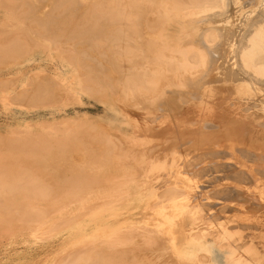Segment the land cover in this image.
Masks as SVG:
<instances>
[{"label": "bare ground", "instance_id": "obj_1", "mask_svg": "<svg viewBox=\"0 0 264 264\" xmlns=\"http://www.w3.org/2000/svg\"><path fill=\"white\" fill-rule=\"evenodd\" d=\"M41 43L50 45L51 67L30 64L6 77L21 80V92L10 87L15 102L52 106L53 120L40 122L42 131L0 134V236L54 231L58 242L36 252H65L57 264H264L256 243L232 247L215 233L207 240L210 220L195 190L206 171L194 167L205 156L163 162L111 125L119 120L129 125L124 133L134 132L132 106H153L147 117L176 116L201 85L220 87L215 106L250 91L258 96L255 149L263 161L264 0L259 7L256 0H0V64L41 52ZM81 94L108 106V130L88 124V113L85 124L58 115L54 106L70 102L66 95ZM238 128L252 145L250 130Z\"/></svg>", "mask_w": 264, "mask_h": 264}, {"label": "rangeland", "instance_id": "obj_2", "mask_svg": "<svg viewBox=\"0 0 264 264\" xmlns=\"http://www.w3.org/2000/svg\"><path fill=\"white\" fill-rule=\"evenodd\" d=\"M260 2L263 3V0H256V7H259ZM42 44L46 49H44V47L41 48V52H38L40 50L36 48L38 51L34 49V51L32 50L33 53L31 51V54L28 52L17 62L11 61L3 65L0 64V82L8 81V84L6 83L0 86V134H5L4 137H6V134L9 135L14 132V130L18 131V129L27 130L25 128H32L31 130L42 131L45 127H42L43 124L40 122H45V120L49 119L50 121L48 122H51V120H53L50 114L51 108H53L52 106L31 104L23 100L21 103L17 100L15 102L14 98L16 94L13 96L14 91L11 90L16 86L18 88L16 91H19L20 88L19 92H21L23 90H21L20 87L22 86V84H20L21 80H15L17 84L15 85L14 78L10 79L11 77H6L8 69L16 70L19 69V67L26 68L30 66V64L34 65L41 63L46 68L47 66L51 67L52 60L50 59L49 61L48 55H50L51 58L52 50L48 48V46H50L49 43H41L40 46H42ZM7 65L13 66L6 67ZM47 75L50 77V74ZM27 77L28 75L25 79ZM52 78L55 77L52 76ZM9 80H12V84L11 82L9 83ZM22 81H24V79ZM209 86L201 85L196 97H189L181 101L179 103L180 109L176 116H173L172 113L169 114L162 110H157L153 113L151 112V114H149L150 117H147V111H153L151 110L153 106L149 108L129 107L126 113L131 116L130 118L133 125L129 130L133 128L135 130L134 132L129 131L128 133H124L129 127L127 123H122L121 129V121L114 120L108 115L111 112L108 106L100 100L86 94L78 95V97L77 95H72V98L66 95L65 98L68 97L73 100L74 96V99L76 97L77 101L70 100V102L65 103L62 99V104L59 102V105L57 104L54 108L60 110L58 115L62 116L64 112H67L70 118L73 117L75 119H80V117L84 119V116L89 114L90 116L88 115L89 117L86 116L87 119L85 118L86 122L88 121V124H92V126L97 128H100L98 127L100 126L98 123L102 125L101 128H104L103 124H105L104 126H106V123L109 125L110 119H112L113 123L111 125L116 128V130H121L123 132L121 133V139L123 138L127 143L134 139L143 145H147L145 148H150L152 154H158V152H160V156L164 158L162 160L163 162H170L175 154L184 159L189 158L194 161L205 156L195 162L194 167L206 171L202 178L196 183L195 190H198L196 194L200 192V197H203H201L202 200L200 198V205H203L202 208L204 207L202 209L204 211L202 212L204 213L203 218L205 219L208 217L205 221L210 220L207 224L209 227L207 228L211 233L207 234V240L212 242L213 237L216 235V237L220 236L219 241L230 244L232 247L237 245L244 246L247 243L244 248H249L248 243H256V251L253 253H260L263 257L259 256L258 258L263 259L264 160L257 159L255 149L256 117L254 115L256 109L254 107L257 103L254 101H256L258 96L252 95V93L249 94L250 91L233 92V95L228 94L225 96L224 102L220 104L221 106H215L216 101L220 97H224V94L220 87L207 89ZM12 96L14 98H11ZM252 100L254 104H251ZM78 111H81V115L76 118L75 112ZM83 113H86V115ZM41 119L43 120L41 121ZM236 121L239 122L241 126H239ZM80 122L81 124L86 123L85 120L82 119H80ZM94 122H97V124ZM141 125L144 128L142 130ZM58 126L59 124L55 125V127L59 128ZM238 127L250 130L255 139L252 138V141L254 140L252 145L246 140H240L239 135L236 133L237 129H239ZM105 128V130H108L107 127ZM235 134H237V137ZM130 146L135 148V145L130 144ZM261 148H263L262 150L264 151V145ZM160 173L166 174V171L162 169ZM238 176H241V179H238ZM187 223L189 224L190 221H187ZM187 228H189V225ZM43 229L45 230V228ZM47 229L48 227L46 230ZM235 229L239 231V233L240 231L244 233H240L243 237L242 239L238 236V233H235L237 236L234 235V232H237ZM44 230L41 231L45 233L48 232ZM53 232L54 231L51 233ZM51 233L50 235L44 234L45 236L42 235L43 237L38 234H36L37 237L35 235L32 236L30 232L28 234L24 232L22 235L16 234L17 236L3 234V236H0V264H57L59 259L66 256L65 252H61V254L56 253L57 255L52 251L46 252L47 254L50 253L49 255L36 252L52 241L58 242L55 241L58 239V234L55 233L52 235ZM212 233H215V235ZM234 236L239 239H236ZM244 239H246V243ZM247 250L249 251V249H246V252ZM250 251L252 252L251 249ZM257 254L256 258L258 256ZM215 257L220 259L221 256L217 253Z\"/></svg>", "mask_w": 264, "mask_h": 264}]
</instances>
